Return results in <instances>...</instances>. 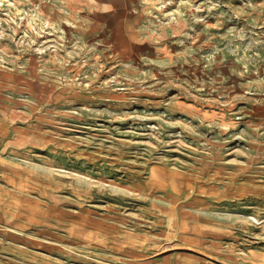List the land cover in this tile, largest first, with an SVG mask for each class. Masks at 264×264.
<instances>
[{
	"label": "rangeland",
	"instance_id": "rangeland-1",
	"mask_svg": "<svg viewBox=\"0 0 264 264\" xmlns=\"http://www.w3.org/2000/svg\"><path fill=\"white\" fill-rule=\"evenodd\" d=\"M0 127V264H264V0H0Z\"/></svg>",
	"mask_w": 264,
	"mask_h": 264
},
{
	"label": "crops",
	"instance_id": "crops-1",
	"mask_svg": "<svg viewBox=\"0 0 264 264\" xmlns=\"http://www.w3.org/2000/svg\"><path fill=\"white\" fill-rule=\"evenodd\" d=\"M6 130L3 128V127H0V138L1 137H4V134H5ZM4 195V194H2ZM4 234H5V229L4 227L3 228H0V244L4 238Z\"/></svg>",
	"mask_w": 264,
	"mask_h": 264
}]
</instances>
